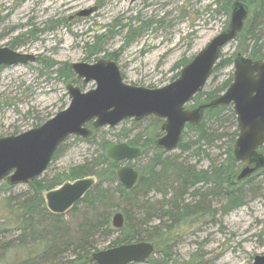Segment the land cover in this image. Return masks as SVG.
<instances>
[{"label": "rangeland", "instance_id": "1", "mask_svg": "<svg viewBox=\"0 0 264 264\" xmlns=\"http://www.w3.org/2000/svg\"><path fill=\"white\" fill-rule=\"evenodd\" d=\"M213 1L0 0V46L36 57L28 64L0 68V137L40 126L68 107L67 85L72 82L59 77L56 70L65 63H94L107 51L115 54L127 83L149 88L171 83L183 67L176 64L193 59L228 26L230 17L214 12ZM88 10L93 11L88 15L79 14ZM144 23L150 25L140 30ZM130 28L140 34L128 43ZM33 29L38 31L31 38L29 32ZM100 35L105 37L106 51L90 56L86 43ZM13 42L18 45L12 47ZM237 46L236 40L228 43L223 56L236 55ZM43 58L58 65L47 69ZM234 72V66H229L213 74L205 91L216 88ZM75 84L83 91L95 88L94 82L85 84L81 80ZM193 103L194 100L190 105ZM151 122L150 119L140 124L124 121L115 128H101V134L118 142L115 135L124 126L144 130ZM228 125L229 130L234 129L232 121ZM76 137L67 139L64 151L52 161L45 174L53 176L67 171L96 153V144L81 137L77 141ZM230 145L231 141L225 137L205 146L207 155L201 158L200 167L220 163ZM179 151L174 150L172 154ZM260 180L261 176L256 182ZM26 188L19 184L15 192L21 193ZM250 188L249 185L244 188L246 204L227 215L220 212L223 201L213 200V208L218 210L215 217L206 220L207 223L183 228L172 246V260L168 264H253L256 255L264 254V195L258 188L253 191ZM151 198L153 202L163 201L160 194L152 193ZM159 222V218L150 220L146 229L151 231L150 227ZM101 236L98 249L107 248L118 234L109 239Z\"/></svg>", "mask_w": 264, "mask_h": 264}, {"label": "trees", "instance_id": "2", "mask_svg": "<svg viewBox=\"0 0 264 264\" xmlns=\"http://www.w3.org/2000/svg\"><path fill=\"white\" fill-rule=\"evenodd\" d=\"M236 2L249 7V16L236 38V55L224 57L221 52L213 74L234 66L235 60L242 55L253 60H264V0H214L213 11L230 17ZM149 25L144 23L140 30ZM37 31L33 29L29 32L31 38H34ZM128 34L126 41L129 43L140 32L136 34L130 28ZM92 38L93 42L86 43L89 55L105 52V37L100 35ZM15 45L18 44L13 42L11 46ZM104 57L117 59L115 54L107 51ZM44 61L47 69L58 65L47 59ZM189 61L183 59L176 66L182 67ZM56 70L59 77L67 82L78 83L70 64L65 63ZM232 81L233 75L210 91L204 89L196 95L195 103L189 107L194 108L218 97ZM145 119L152 122L144 130L124 126L115 135L118 142L141 146L144 151L141 158L128 162L139 172L138 181L131 189L125 188L119 181L118 171L123 163L108 156V147L114 142L108 135L101 134L103 127L94 129L92 136L87 139L96 144L98 150L82 163L53 176L44 173L42 177L27 184V190L18 194L15 192L17 185L2 181L0 264H95L92 254L99 250V235L109 239L115 234L118 236L108 247L149 241L155 246V253L149 261L168 264L172 260V246L181 230L204 224L206 220L211 221L215 217L218 210L213 208V200L223 201L220 212L227 215L246 204L244 188L247 185L251 186L252 191L258 188L264 195V166L249 178L234 182L241 164L235 154L239 129L232 105L209 108L198 125L188 124L176 149L180 151L176 154L156 146V140L163 134V120L156 116L146 117L143 121ZM128 121L143 123L142 120L127 119L125 124ZM231 121L234 123L233 130L227 128ZM225 137L231 141L225 158L208 168L200 167L201 158L207 155L204 147ZM67 139L59 146L53 160L64 151ZM75 139L80 140L79 137ZM260 153L264 155V149ZM195 158L198 159L194 162ZM89 176L96 178L95 185L71 210L64 214L49 210L46 192L67 181ZM259 176L261 180L256 182ZM152 193L160 194L163 201L153 202L152 198L149 199ZM117 212H121L124 217L121 229L113 226V217ZM156 218L160 222L152 225L151 231H148L146 228H149L150 220Z\"/></svg>", "mask_w": 264, "mask_h": 264}, {"label": "water", "instance_id": "3", "mask_svg": "<svg viewBox=\"0 0 264 264\" xmlns=\"http://www.w3.org/2000/svg\"><path fill=\"white\" fill-rule=\"evenodd\" d=\"M249 12L246 4L236 2L228 27L185 65L174 81L163 87L149 88L127 83L120 66L113 59L72 63L77 79L86 84L93 81L95 88L83 91L74 83L68 84L70 103L67 108L38 127L0 137V182L7 180L10 185L32 183L44 174L67 137H91L93 131L89 123L93 129L114 128L126 119L140 121L154 115L164 120V133L156 140V146L173 151L181 143L187 124L198 125L207 109L230 104H233L239 128L235 154L243 164L234 182L239 183L254 174L264 166V155L259 152L264 147V60L239 56L235 60L233 82L227 90L208 103L187 108L188 103L204 90L221 50L243 30ZM35 59L33 54L0 46V67L28 64ZM107 154L117 161H130L140 158L143 150L121 142L110 145ZM118 177L125 188L131 189L138 181L139 172L130 165H124L119 169ZM95 183L94 177H85L48 191L45 198L49 210L56 214L68 212ZM113 225L117 229L124 226L121 212L114 215ZM154 253L152 242L138 241L97 250L92 254V260L96 264L146 263ZM253 264H264V254L256 255Z\"/></svg>", "mask_w": 264, "mask_h": 264}, {"label": "flooded vegetation", "instance_id": "4", "mask_svg": "<svg viewBox=\"0 0 264 264\" xmlns=\"http://www.w3.org/2000/svg\"><path fill=\"white\" fill-rule=\"evenodd\" d=\"M137 1V0H136ZM135 2V1H134ZM93 11V10H92ZM115 60V59H114ZM81 81V80H80ZM89 128H91V125H89ZM93 133V132H92ZM121 142H125V141H121ZM121 142H114V143H121ZM113 143V144H114ZM127 143V142H126ZM112 145V144H111ZM133 146V145H132ZM138 147H141V146H138ZM109 148V147H108ZM142 148V147H141ZM159 149H161V148H159ZM262 149H264V147H262V148H260L259 149V151H261ZM143 150V149H142ZM162 150H164V149H162ZM165 151V150H164ZM144 152V151H143ZM143 155V154H142ZM142 157V156H141ZM140 157V158H141ZM112 159V158H111ZM138 159V158H137ZM114 160V159H113ZM136 159H134V160H130V161H135ZM115 161H117V160H115ZM130 161H117V162H120V163H123V165L121 166V167H123L124 165H129L128 164V162H130ZM239 161V163L241 164V167L239 168V170L243 167V164H242V162L240 161V160H238ZM130 166H132V165H130ZM120 167V168H121ZM133 167V166H132ZM135 168V167H134ZM136 169V168H135ZM238 170V171H239ZM253 175V174H252ZM250 177V176H249ZM249 177H247V178H249ZM245 180V179H244ZM208 222V221H207ZM207 222H205V223H207ZM132 264V263H131Z\"/></svg>", "mask_w": 264, "mask_h": 264}]
</instances>
